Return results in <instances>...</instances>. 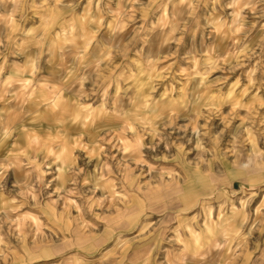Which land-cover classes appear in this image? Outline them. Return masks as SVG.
<instances>
[{
    "label": "rangeland",
    "instance_id": "1",
    "mask_svg": "<svg viewBox=\"0 0 264 264\" xmlns=\"http://www.w3.org/2000/svg\"><path fill=\"white\" fill-rule=\"evenodd\" d=\"M1 46L43 55L83 111L54 118L77 166L15 184L37 204L110 214L185 176L264 178V0H0Z\"/></svg>",
    "mask_w": 264,
    "mask_h": 264
},
{
    "label": "crops",
    "instance_id": "2",
    "mask_svg": "<svg viewBox=\"0 0 264 264\" xmlns=\"http://www.w3.org/2000/svg\"><path fill=\"white\" fill-rule=\"evenodd\" d=\"M31 48L23 55L0 49V264L264 262V178L257 175L185 176L176 196L151 203L137 196L110 214L47 198L37 204L39 193L15 185L26 171L44 181L52 164L77 166L73 126L54 118L62 108L77 111L79 102Z\"/></svg>",
    "mask_w": 264,
    "mask_h": 264
}]
</instances>
